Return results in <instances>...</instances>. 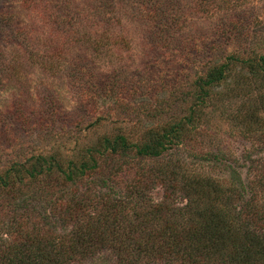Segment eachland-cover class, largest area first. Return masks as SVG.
I'll list each match as a JSON object with an SVG mask.
<instances>
[{"label": "rangeland", "instance_id": "rangeland-1", "mask_svg": "<svg viewBox=\"0 0 264 264\" xmlns=\"http://www.w3.org/2000/svg\"><path fill=\"white\" fill-rule=\"evenodd\" d=\"M143 1L121 0L119 21L112 18L110 27L98 0H0V173L36 155L80 162L105 135L143 141L149 128L161 129L187 113L193 83L209 59L243 44L264 54V0L210 2L209 10L201 8L205 0H182L171 22L167 15L152 19L154 7ZM76 27L85 39L92 34L105 42L99 48L78 43L68 33ZM242 68L237 64L229 81L214 89L204 118L196 128L187 127L173 155L216 176L229 175L228 161L247 181L264 180V110L256 109L261 91L258 84L242 83L249 72ZM204 152L219 160L201 161ZM133 160L119 184L155 163ZM56 175L26 177L15 188L0 189V229H52L54 214L49 221L46 215L58 195L45 193L42 184L55 182ZM151 195L161 201L165 190L156 186ZM178 202L185 200L179 196ZM117 260L104 250L80 264Z\"/></svg>", "mask_w": 264, "mask_h": 264}, {"label": "trees", "instance_id": "trees-1", "mask_svg": "<svg viewBox=\"0 0 264 264\" xmlns=\"http://www.w3.org/2000/svg\"><path fill=\"white\" fill-rule=\"evenodd\" d=\"M120 1L98 0L106 12L102 16L105 26L111 27L121 14L117 10L122 11ZM166 1L170 3L167 11ZM181 1L143 2L154 7L149 10L152 19L167 15L171 22ZM217 1L227 0H205L201 8L209 10L206 3ZM68 33L86 46L95 43L99 48L105 42L92 34L85 39L78 27ZM243 45L234 53L209 59L203 75L193 83L196 90H191L193 100L187 113L161 129L149 128L143 141L132 142L123 134L105 135L80 162L64 164L54 155H36L0 173L4 190L15 188L26 177L36 181L58 173L55 182L42 184L45 193L58 195L46 215L49 221L54 214L52 229H44L46 225L43 230L21 231L1 227L0 264H80L104 250L117 255V264H264V180L254 176L247 181L228 161L224 167L229 175L216 176L173 155L186 140L188 128H196L204 118L214 89L229 81L237 64L249 69L242 83L258 84L261 93L256 109L264 110V54ZM256 115L255 110L252 117ZM135 157L155 163L137 171L126 185L119 184L122 170L130 171ZM200 158L219 160L213 152H204ZM156 186L165 190L161 201L151 195ZM179 196L184 204L178 202Z\"/></svg>", "mask_w": 264, "mask_h": 264}]
</instances>
